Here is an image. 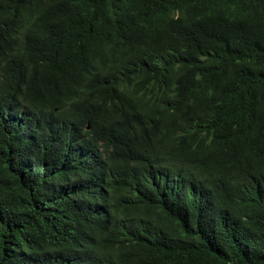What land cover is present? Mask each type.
<instances>
[{
    "label": "trees",
    "instance_id": "obj_1",
    "mask_svg": "<svg viewBox=\"0 0 264 264\" xmlns=\"http://www.w3.org/2000/svg\"><path fill=\"white\" fill-rule=\"evenodd\" d=\"M0 264H264V0H0Z\"/></svg>",
    "mask_w": 264,
    "mask_h": 264
}]
</instances>
